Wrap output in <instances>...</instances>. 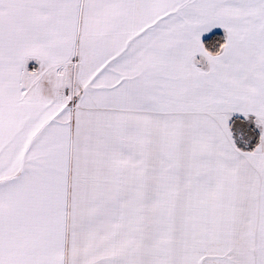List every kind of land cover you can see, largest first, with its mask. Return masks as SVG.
I'll use <instances>...</instances> for the list:
<instances>
[{
    "label": "snow or ice",
    "instance_id": "snow-or-ice-1",
    "mask_svg": "<svg viewBox=\"0 0 264 264\" xmlns=\"http://www.w3.org/2000/svg\"><path fill=\"white\" fill-rule=\"evenodd\" d=\"M0 264H264V0H0Z\"/></svg>",
    "mask_w": 264,
    "mask_h": 264
}]
</instances>
